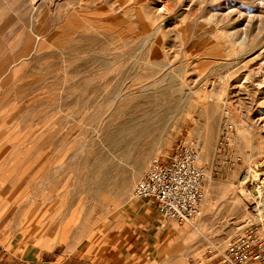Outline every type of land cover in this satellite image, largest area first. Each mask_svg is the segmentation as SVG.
Masks as SVG:
<instances>
[{
    "label": "rangeland",
    "instance_id": "374dc122",
    "mask_svg": "<svg viewBox=\"0 0 264 264\" xmlns=\"http://www.w3.org/2000/svg\"><path fill=\"white\" fill-rule=\"evenodd\" d=\"M177 143L205 168L181 224L133 195ZM247 169L264 0H0V264H190L254 214Z\"/></svg>",
    "mask_w": 264,
    "mask_h": 264
},
{
    "label": "built area",
    "instance_id": "2783aa9c",
    "mask_svg": "<svg viewBox=\"0 0 264 264\" xmlns=\"http://www.w3.org/2000/svg\"><path fill=\"white\" fill-rule=\"evenodd\" d=\"M204 178L197 147L177 143L166 155L150 160L134 184L133 195L152 204L164 219L193 222L202 214ZM253 215L223 249L208 247L191 254L190 264H264V208Z\"/></svg>",
    "mask_w": 264,
    "mask_h": 264
},
{
    "label": "bare ground",
    "instance_id": "6f19581e",
    "mask_svg": "<svg viewBox=\"0 0 264 264\" xmlns=\"http://www.w3.org/2000/svg\"><path fill=\"white\" fill-rule=\"evenodd\" d=\"M241 184L242 189H244L243 193L246 196L247 194H255L251 197V200L254 202L252 212H254V215H257L264 208V175L260 173L256 174L252 169H247L241 178ZM255 184L257 185L255 186Z\"/></svg>",
    "mask_w": 264,
    "mask_h": 264
}]
</instances>
